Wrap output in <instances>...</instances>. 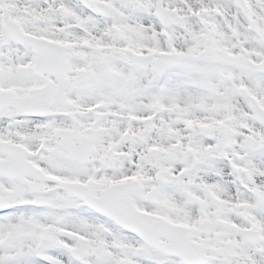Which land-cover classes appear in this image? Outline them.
<instances>
[{
    "label": "snow or ice",
    "instance_id": "1",
    "mask_svg": "<svg viewBox=\"0 0 264 264\" xmlns=\"http://www.w3.org/2000/svg\"><path fill=\"white\" fill-rule=\"evenodd\" d=\"M0 264H264V0H0Z\"/></svg>",
    "mask_w": 264,
    "mask_h": 264
}]
</instances>
